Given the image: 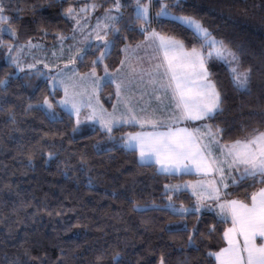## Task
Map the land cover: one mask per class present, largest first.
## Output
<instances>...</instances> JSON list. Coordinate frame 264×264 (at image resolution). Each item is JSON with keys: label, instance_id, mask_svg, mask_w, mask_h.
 <instances>
[{"label": "trees", "instance_id": "obj_1", "mask_svg": "<svg viewBox=\"0 0 264 264\" xmlns=\"http://www.w3.org/2000/svg\"><path fill=\"white\" fill-rule=\"evenodd\" d=\"M95 1L102 9L112 3ZM167 1L170 6L175 3ZM83 2L9 0L5 15L16 36L2 38L12 45L29 40L47 46L57 43L58 36L71 29L64 9L69 5L78 9ZM180 4L172 8L174 13L196 17L234 48L243 44L241 66L251 69L250 91L238 90L222 61H208L223 111L207 122L224 130L225 141L243 139L252 129L264 131V0H180ZM133 7L129 0L122 8L121 32L106 56L110 69L119 65L125 44L144 38L137 30L140 22L133 19ZM157 8L153 4L150 28L184 40L186 47H199L176 22L156 18ZM10 54L0 45V79L7 80L0 85V264H114L115 253L120 254L119 264H159L161 256L165 264H215L208 252L225 246L222 233L229 224L211 211L180 215L168 207L171 194L177 207L193 208L196 198L191 192L168 193L165 185L195 175L166 173L155 164L139 163L138 152L121 141L136 125L115 127V139L90 122L74 133L75 117L58 104L44 73L18 72L7 60ZM99 54L96 47L88 49L78 63L80 70L91 68ZM44 97L53 101L55 120L36 107ZM107 99L104 96L110 104ZM96 145L103 150L97 151ZM228 185L225 196L245 202L264 187L250 186L251 181ZM134 202L148 208L137 210ZM189 234L195 247L187 244Z\"/></svg>", "mask_w": 264, "mask_h": 264}, {"label": "snow or ice", "instance_id": "obj_2", "mask_svg": "<svg viewBox=\"0 0 264 264\" xmlns=\"http://www.w3.org/2000/svg\"><path fill=\"white\" fill-rule=\"evenodd\" d=\"M128 2L129 0L124 3L122 0H112L110 7L105 8L103 15L96 18L95 25L87 34L85 29L89 28L88 15L100 5L92 2L78 10L71 5L64 9L65 15L74 21L73 30L71 35H59L58 39L62 48L65 40L76 42L67 45L70 52L74 49L67 60V65L72 68L70 75L65 69H61L52 78V83L54 87L58 83L64 90V97L58 104L67 110L69 117H75L72 131L75 133L81 130L82 108L90 109L84 116V121L99 124L109 139H115L112 136L113 128L122 124L151 127V131L128 133L126 137H121V141L126 147L138 152L141 164L158 165L162 172H194L202 177L183 186L165 185V190L171 193L181 187L191 189L196 198V204L191 209L183 205L177 208L172 202L171 194L168 195V207L180 215L198 211L205 200L216 202L220 221L230 226L224 228L222 233L225 246L218 251L208 252V256L214 257L215 264H264V187L251 193L250 202L222 199V195H229L222 193V189L229 186L226 182L229 177L233 185L245 181H251L250 186L264 185V131L252 129L243 139L225 141L224 130L218 125L213 127L202 123L195 128L180 126L183 122L210 120L217 112L223 111L222 94L209 79L210 59L220 60L227 66L233 87L250 91L251 69H242L241 66L244 45L234 48L224 39L214 36L196 17L174 13L173 7H182L180 0H176L171 6L166 0H131L134 5L133 19L140 22L137 30L144 36V41L134 47L126 44L123 49L125 59L120 61V67L109 71L104 60L110 55L116 43L115 37L121 32L119 25L124 19L121 9ZM153 4L158 5L156 18H170L176 22L178 27L199 42V47L195 44L190 48L186 47L184 40L150 28ZM7 7L9 0H0V45L6 47L9 53H19L23 45L14 47L2 38L3 34L16 36L15 29L8 23L10 17L5 15ZM77 32L81 35L80 41H77ZM83 41H89L85 48L79 47V43ZM92 41L96 42L100 54L91 61L92 67L87 73H80L75 67V61L79 59L83 62L87 49L92 47ZM27 46L35 47L30 40ZM139 49H151L149 59L155 62L148 67L129 62V54L135 55ZM7 60L18 68L22 67L15 55H9ZM97 65L103 67V77L97 75ZM26 66L30 69L35 67L34 64ZM45 67L48 65L45 64ZM101 81L115 87L117 102L112 105L110 112L99 105L96 95L102 87ZM6 83V80L0 79V85ZM133 85L140 90L141 96L150 95L159 101L156 107H138L134 104L131 95ZM36 107L45 110L51 119L57 118L53 101L48 97H44L43 102ZM96 148L97 151L103 150L100 145H96ZM48 155L51 156L52 153ZM134 207L143 211L148 205L134 202ZM184 230L187 231L186 226ZM187 244L195 247L192 234H189ZM119 258V253L113 255L114 264H119ZM159 264H165L163 256L160 257Z\"/></svg>", "mask_w": 264, "mask_h": 264}, {"label": "rangeland", "instance_id": "obj_3", "mask_svg": "<svg viewBox=\"0 0 264 264\" xmlns=\"http://www.w3.org/2000/svg\"><path fill=\"white\" fill-rule=\"evenodd\" d=\"M84 1L85 2H83L79 6V8L82 7V6H84V5H86V4L92 3V2H95L96 4H98V2L95 1V0H84ZM166 2L169 4V2L167 0H166ZM175 2H176V0H175ZM110 5H109V7H110ZM104 10L105 9H102L99 6V7H97L95 9L94 12H90L89 13V15H88L89 28L88 29H85V34H87L88 31L91 29V27H93L95 25L96 18L98 16H102L103 15ZM121 11H122V9H121ZM153 15L154 14H153V10H152V17H153ZM68 19L71 22V29L69 30V32L62 34L64 36L71 35L72 30H73L74 21L71 20L70 18H68ZM80 39H81V35H80L79 32H77V41H80ZM143 40H144V38L141 39L140 41H137V42H134V43H129L127 45H131V46L134 47L137 43H140ZM31 43L33 45H35V47H28L27 46L28 43H16V44L13 45L14 47L15 46H20V45H23L24 46L19 53H16L15 51H13L10 54V55H15V56L18 57V59H19L20 64H21L22 67L21 68H18L15 64L14 65H15L16 69L18 70V72H20V71L25 70V69H30L26 65H28V64H34L35 67L31 68V70H37L39 72H43L44 73V75L46 76L45 78L49 82V85L51 87V90L57 96V101H59L61 98L64 97V90H63V88L61 86H59L58 83L54 87V85L52 83V78L54 76H56L57 72H59L61 69H65L69 75L71 74L70 70H71L72 66L71 65H67V60L73 54L74 49L72 50V52H70L69 49H68V47H67V45L74 44L76 42H74V41H72L70 39L69 40H65L63 48L61 47L60 41H58L57 43L48 45V46L45 45V44H43V43H40V42H31ZM88 43H89V41H83V42L79 43V47L85 48ZM91 43H92V47H96V42L95 41H92ZM123 49H124V47H123ZM140 51H141V54H146V55H149V56L151 54V53H148V52L151 51V49H139V50H137L136 53H138ZM61 52H63V55H61ZM138 54L141 55L140 53H138ZM122 59H125L124 51H123V57H122ZM79 61H80L79 59H77L75 61V67H76V69L80 73H87L90 68L87 69V70H80V68L78 66ZM129 62H133L136 65L139 64V60L136 61L132 57H130V61ZM154 62L155 61L148 59V61H147L148 65H146V66L148 67L150 64H152ZM104 63L108 65V63L106 61V57H105ZM45 64H47L48 67H45ZM66 65H67V68H66ZM118 67H120V63H119V65L116 68H118ZM108 68H109V66H108ZM115 69H110L109 68V71H113ZM96 70H97V75L98 76H100V77H103L104 76L103 67L101 65H100V68H97L96 67ZM101 84H102V87L96 93V95L98 96V99H99V105H102L104 109H107L110 112V111H112V110H110V108H112V105L116 101L115 87H114V85L109 86L108 84H104L103 81H101ZM136 93L138 94V91ZM140 95H141V93H140ZM104 96L108 97V99H107L108 101H109V99H111V103L110 104L109 103H106L107 101L104 100ZM141 99L143 101V104H139L138 102H136V103H138V105H140V107H142V106H148V107H150L152 105L150 108H155L156 105L159 103V101H157L153 96H150V95H143V96H141ZM95 103H96L95 100H93V104L94 105H95ZM154 104H155V106H154ZM89 112H90V109H88V108H82L81 109L80 118L83 121V123H86V122L94 123V122H91V121H84V116L86 114H88ZM94 124H96V123H94ZM96 125L99 126L98 124H96ZM119 126H121V125H119ZM188 189H190V188H188ZM177 208H179V207H177ZM199 210H206V204L203 203V206L200 207Z\"/></svg>", "mask_w": 264, "mask_h": 264}, {"label": "crops", "instance_id": "obj_4", "mask_svg": "<svg viewBox=\"0 0 264 264\" xmlns=\"http://www.w3.org/2000/svg\"><path fill=\"white\" fill-rule=\"evenodd\" d=\"M144 41V40H143ZM138 53H140L141 54V51L140 52H138ZM138 53H136L135 55H132V54H129V57H132L133 59H135L136 61H138L139 60V64H137V66H143V67H147L146 65H148V63H147V61H148V59H149V55H146V54H141V55H139ZM148 53H151V51L150 52H148ZM125 54V53H124ZM132 55V56H131ZM137 57H139V59H137ZM150 60V59H149ZM209 79H211L210 77H209ZM133 92L131 93V95H132V102L134 103V104H136L138 107H140V105H138V103L139 104H143V101H142V99H141V95H140V90L139 89H136V87H135V85H133ZM138 91V94L136 93ZM117 101H115L114 102V104L116 103ZM136 102H138V103H136ZM152 106V105H151ZM150 106V107H151ZM154 106H155V104H154ZM110 110H112V108H110ZM202 123H208L207 121H190V122H183V123H181V127H184V126H187V127H189V128H195V127H199V126H201V124ZM127 124H132V123H127ZM209 124V123H208ZM99 125V124H98ZM133 125H136L138 128L137 129H135V130H133V131H129L128 133H135V132H141V131H151L152 129H151V127H149V126H145V127H143V128H141L140 127V125H138V124H133ZM100 126V125H99ZM117 127V126H116ZM115 128V127H114ZM127 133V134H128ZM127 134H125V137L127 136ZM129 148H131V147H129ZM157 167L159 168V166L157 165ZM167 173V172H166ZM174 174H180L179 172L178 173H174ZM190 174H194L195 176L194 177H192V178H189V179H186V180H183V181H181V182H176L174 185H181V186H183L184 184H186V182H196L197 180H199V179H202V177L201 176H199V175H197L196 173H190ZM233 175H236V173L235 172H233ZM228 184H230L231 183V178L229 177L228 179H227V181H226ZM179 190H188L189 192H191L192 193V191H191V189H185V188H183V187H181L180 189H178L177 191H179ZM222 193H224V189H222ZM222 199H229V198H227L225 195H222ZM203 203H205L206 204V210H198V211H200V212H203V211H211V212H214L216 215H217V212H218V209L216 208V202L214 201V200H205V201H203ZM218 216V215H217ZM219 217V216H218ZM230 226V225H229ZM257 242L259 243L260 241H259V239L257 240ZM225 244H226V242H225Z\"/></svg>", "mask_w": 264, "mask_h": 264}]
</instances>
